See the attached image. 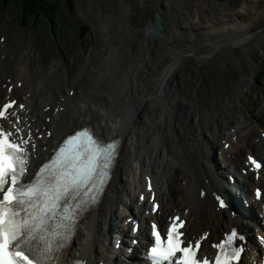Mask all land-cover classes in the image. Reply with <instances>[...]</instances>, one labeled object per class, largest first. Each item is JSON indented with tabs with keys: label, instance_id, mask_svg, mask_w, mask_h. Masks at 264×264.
<instances>
[{
	"label": "rangeland",
	"instance_id": "rangeland-1",
	"mask_svg": "<svg viewBox=\"0 0 264 264\" xmlns=\"http://www.w3.org/2000/svg\"><path fill=\"white\" fill-rule=\"evenodd\" d=\"M163 2L74 0V8L68 11L66 6L69 3L53 0L54 8L59 10L61 7L66 12L56 19L62 28L55 29V39L43 19L29 29L21 25L17 20L18 11L12 5L5 13L0 12V35L5 34L8 39V57L12 59L18 54V59L23 58L19 59L20 65L26 62L25 68L28 65L29 71H32L33 75H28L26 83L19 88L22 96L31 90L28 83L30 78L32 84H45L49 88L42 96L34 97L39 108L51 98L59 102L67 94L73 97V104L82 103L79 101L82 95L94 101L97 98H93V95L105 94L109 89L114 112L122 111L125 116L131 114V119L135 121L137 112L142 110L144 121L150 124V128L145 137H141L138 149H146V160L140 167L135 159L131 163L132 171H125L133 179L136 189L141 187L142 174L148 173L154 176L158 190L167 193L162 158L180 157V148H189L194 141L195 149H199L202 142L211 138L207 124L213 130L220 125L224 132L212 148V155L214 153L219 158L216 173L220 170L222 181L226 182L225 174L233 167L231 164L223 167L220 154H225L227 159L234 156L229 152L230 148L224 149V141L230 142L235 134L248 132V142L253 141L255 146L264 147V144L257 142L260 133H264V80L260 85L255 82V76L262 71L264 77L261 68V64L264 65V0H233L235 4H240L239 7L233 6L230 0ZM165 5L171 10H166L167 17L163 18L166 32L163 38H155L149 30L150 24L155 13L165 14ZM249 20L251 24L247 29L244 23ZM76 25H85L89 30L80 44L74 37L77 34L74 29ZM238 38L247 40L243 41L245 43L237 42ZM16 61L9 65L8 72L2 77L3 82L10 79V70ZM169 64L172 69L176 67L175 77L166 88L172 90L171 97L168 99L164 95L154 101L150 96L149 102L139 98V94L147 98L149 89L159 82ZM41 72L44 75L39 77ZM164 87L165 84L161 90ZM68 89L73 90L74 94L71 95ZM126 95L128 97L124 99ZM136 98L141 104L134 111V106L138 104V100H134ZM179 106L182 109H178ZM54 107L57 108V104ZM155 119L158 122L154 125ZM172 127L178 141L176 136L169 133ZM161 133L164 135L158 137ZM166 134L170 136L166 138ZM162 150L166 154H159ZM250 152L256 154L255 147L250 150L243 148L242 159ZM210 160L214 161L213 156ZM241 167L238 164L235 170L239 172ZM122 178L126 180L127 176L122 174ZM249 187L251 191L252 186ZM161 197L160 201L165 206L168 199L163 194ZM144 208H148V204ZM125 213L121 219L116 218L117 213L112 214L113 223H119L118 220H121L120 224L123 223ZM126 230L129 231V225Z\"/></svg>",
	"mask_w": 264,
	"mask_h": 264
},
{
	"label": "bare ground",
	"instance_id": "bare-ground-1",
	"mask_svg": "<svg viewBox=\"0 0 264 264\" xmlns=\"http://www.w3.org/2000/svg\"><path fill=\"white\" fill-rule=\"evenodd\" d=\"M165 1L166 0H164L163 2L164 4ZM166 9L167 6L165 5L164 10ZM250 24V20L245 21L244 26L249 29ZM151 28L152 23L150 24V31ZM245 40H247V38H238L237 42H243ZM7 50L8 48L5 45V40L3 43L0 42V102L4 99V96L16 97L20 101L21 90L18 88L17 83L21 80L22 77L23 86L24 83H26V77L28 75L32 76L33 74L32 71H29L28 65L27 69L25 68L26 62L22 64V66L20 65V62L23 58H19L21 59L19 60L18 54H15L14 57L10 59V56L8 57ZM14 61H16V64L14 68L10 70V81L14 80V82H8L6 85L11 84V88L7 89L6 87H2L1 85L5 83L3 82L2 77L4 74H6V72H8L9 65ZM4 64L7 67L4 68ZM85 65H87L86 62ZM176 67L178 68L177 64ZM176 67L172 69V65L169 64V66L165 68L162 74L167 72V78L162 81L161 75L159 82L161 81L162 83L160 85H157L159 83L158 82L156 85H154L153 88L149 89L150 92L147 98L151 96L155 101L158 98H162V96L164 95H166L168 99L171 97L172 90L170 88H166L167 85H170L171 80L175 77L174 74L176 73ZM42 75H44L43 72L38 74L39 77H42ZM91 75L94 78L93 73ZM16 79L17 82H15ZM28 83L30 86L29 89H31L29 96H32V105H27L24 108L26 113H24L23 116L28 117V119L24 121L23 117L19 124V127L26 128L31 124V132L34 137V141L37 144V151L32 153L29 174H31V172L34 170L37 163H39L40 160L44 159L49 154L50 149L65 133H68L80 126L90 125L94 133L97 132L98 129H103L102 132H98L97 134L102 135L105 139L117 136L120 138V147L112 171V177L107 184V187L104 190L97 206L92 211H90L85 218L82 219L78 230L76 231L73 239L70 241L66 259L68 258L69 260H71L72 258H79L86 260V264H99L100 261H103L102 264H114L112 262L113 260L110 254H112L111 249H114L111 246L115 243V239L111 243L110 247L108 245V233H110L109 229H111L113 226L111 225V221L112 214L114 213H117L116 218L119 219H121L122 214L126 212L128 217H133L131 221L134 219L140 220L141 228L139 230V235L141 242L143 237L147 234V231L144 227V223L147 219H149L150 217H154L159 221H162L166 220L167 216H171L173 211L174 213H179L178 210H180V213H184V209H187V221L184 225L185 240L191 239L192 237H197L198 235L206 231L208 232V237L202 244L201 254L209 253L211 249L208 243L211 240H217L222 235L223 231H226L231 226H235L236 229L238 228L241 232L247 233V228H251V223L247 218L253 219L254 221L258 220L257 224L254 226L256 232L264 230V216L258 214V212H262V210L264 211V209H258L257 212V210L253 208L257 204L264 205V165L261 168V172H259V176H261L258 179L253 178L254 173L242 175L240 172L237 173V171L235 170L237 169L236 166L238 164L247 169L246 166H243L244 159H242V149L245 147L249 150L252 147H255L257 157H261L264 162V147L255 146L256 144L252 143L253 141L248 142V132L244 133L243 135L238 134L236 140L230 143V149L228 148L229 152L234 154L231 159H226L225 154H220L222 155L221 159L223 161V165L228 166V164H231L233 167L231 171H233L234 173V180L231 181L233 182V184L228 185V187H226V183L230 182L228 176H231V172L229 170L226 172V182L219 181L221 172L220 170H218L216 173V166L217 169H219V158L218 155L214 153L212 155V148L216 146L217 140H220L224 134V132L222 133L221 131L222 126L220 125H218L216 130H213L210 124H207V128L210 130L209 133H211V138L206 142H202L199 149H195L196 141H194L191 147L185 149L180 148V157L176 155L173 156V159L162 158L161 165L164 172L163 178L166 183L167 193H162L163 190L159 191L154 176H150L153 180L152 184L153 189L156 193V197L158 199H162L161 194H163L168 200L167 204L164 203L165 206L162 205L161 200L159 214H157L156 212L155 215H152L150 213L148 214L150 209L145 212L146 208L143 209L142 201L138 203V195L142 194L140 193V191H145L144 174L147 175L148 173L143 174V184L139 189H136V185H134V183L132 182L133 179H131V176L129 174L127 175L125 171L126 169L127 171H132L131 163L134 162L135 159L139 162L140 167L143 166V163L145 162L144 160H146V157L144 156L146 149L144 151H140L138 149L141 137L144 138L148 133L147 130H149L150 128V124L144 121L145 114H142L143 111L139 110V112H137L138 115L135 116V121L131 119V114L125 116V113H122L121 110V112H119V110L114 112L112 110L111 92L109 91V89H107L105 94L93 95V98H97L94 101L90 97L82 95L81 99L79 98V101L83 102L80 104H73V97L71 96L65 97L62 101H59V105L64 106L62 110H60V112L56 114L57 116H52L51 120H49V122H46L42 119V115L44 112L42 108L45 104H43L42 108H39L34 97L42 96L47 92L46 90L49 88H47L45 84L41 87H39V83L35 85L32 84L31 78L29 79ZM70 83H74V81H70ZM163 84H165V87L161 90ZM147 88L149 87H144L143 89ZM127 97L128 95H126L124 99H127ZM151 97L146 100L147 98L144 94H139V98H143V101L146 102L151 101ZM139 98L134 99L138 100V104L134 106V111L137 110L139 105L141 104ZM53 99L51 98V101H49L48 104L53 103L54 106L56 104V100L54 99V101ZM170 100H168V102ZM71 105H73L72 108H70ZM120 105L122 104L120 103ZM124 108L125 107H123V110H125ZM178 109H182V107L179 106ZM44 115L47 116L48 112H44ZM9 119L10 114H8V119L6 121H8ZM157 122L158 120L155 119L153 121V124L155 125ZM44 125L46 127L42 129ZM46 128H52L51 135L49 137L43 135L41 139L36 138L37 132H43L45 134ZM169 133L170 135L176 136L173 127L171 129V132ZM161 135H164V133L159 134L158 137H161ZM167 135L170 136L169 134H166V138H168ZM175 139L177 140V136L175 137ZM257 142H259L260 144H264V136H259ZM161 152L159 151V154H166L165 152H163V150ZM223 152L224 150L222 151V153ZM34 154L35 157H33ZM194 154L197 156H195ZM212 156L215 164L214 161H210V158ZM122 174L127 176L126 180L122 178ZM259 185L263 186L261 202L253 200L254 198H252V194H250L249 187L252 186V189H254V187H257ZM237 187L242 188V191L246 193L245 196L249 197V201H251L244 210L239 208V205L236 203V198H234L233 192ZM201 191H204L203 196L200 195ZM214 192L216 193L213 194ZM147 194L148 193L146 192V196ZM135 195L137 197L134 200ZM215 196H227V200L231 199L232 203H230L229 208L220 209L217 206V200L215 199ZM230 209H235L236 215L231 216V214L229 213ZM142 213L143 215L146 214V216H143ZM126 231L127 230L125 224H122L121 231L119 230V232L122 235H126ZM111 232L116 234L121 241L123 240V238L117 234L116 230L113 229L111 230ZM247 235V243L243 244V246L245 247V254L242 257V261L240 264H251V261L254 262L255 260H257L260 257V254H264V249L258 248V243L256 242V240H254V238H252L250 234ZM121 245L122 244H119V249L121 248ZM255 249L257 250V252L253 251ZM130 264L137 263L131 262Z\"/></svg>",
	"mask_w": 264,
	"mask_h": 264
},
{
	"label": "snow or ice",
	"instance_id": "snow-or-ice-1",
	"mask_svg": "<svg viewBox=\"0 0 264 264\" xmlns=\"http://www.w3.org/2000/svg\"><path fill=\"white\" fill-rule=\"evenodd\" d=\"M166 78L167 72L161 79ZM14 104L10 101L0 106V120L8 119ZM12 127L16 134L21 133L16 124ZM102 131L94 133L89 125L65 135L25 183L32 134L13 139V132L0 125V264H82L66 259V250L79 222L99 201L118 155L119 137L106 141L97 134ZM249 161L254 168L261 167L252 157ZM260 195L257 190L256 196ZM156 207L154 204L152 210ZM220 207H224L223 202ZM184 225L185 221L177 216L170 218L164 233L156 223L151 225V246L145 257L149 264H238L246 239L238 229H230L211 245L216 252L210 260L198 258L208 234L197 239L195 246L191 241L185 245L181 231ZM237 241L241 246L236 245ZM260 241L264 243V237Z\"/></svg>",
	"mask_w": 264,
	"mask_h": 264
},
{
	"label": "trees",
	"instance_id": "trees-1",
	"mask_svg": "<svg viewBox=\"0 0 264 264\" xmlns=\"http://www.w3.org/2000/svg\"><path fill=\"white\" fill-rule=\"evenodd\" d=\"M65 3H69L66 9L72 10L74 8V0H63ZM14 5L18 11V16L22 24H28L32 26L39 19H43L48 28L53 31V29L58 26L62 28V25L56 21L57 18L63 17L65 15V9L59 10L53 7V0H0V11L4 12L7 10L9 5ZM50 24V26H49ZM52 25V27H51ZM86 29L83 31V29ZM75 32L78 34V38L81 39L88 32L86 26L76 25L74 26ZM262 70L264 65L261 64Z\"/></svg>",
	"mask_w": 264,
	"mask_h": 264
},
{
	"label": "water",
	"instance_id": "water-1",
	"mask_svg": "<svg viewBox=\"0 0 264 264\" xmlns=\"http://www.w3.org/2000/svg\"><path fill=\"white\" fill-rule=\"evenodd\" d=\"M155 25V30H154V26ZM161 18L159 15H156L155 18H154V21L152 23V32H153V35L156 37V38H160L162 37V33H161Z\"/></svg>",
	"mask_w": 264,
	"mask_h": 264
}]
</instances>
